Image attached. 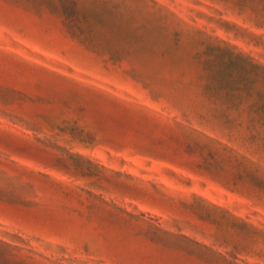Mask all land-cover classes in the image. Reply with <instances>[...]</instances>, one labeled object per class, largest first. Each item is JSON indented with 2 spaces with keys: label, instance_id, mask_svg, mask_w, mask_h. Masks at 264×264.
Segmentation results:
<instances>
[{
  "label": "rangeland",
  "instance_id": "374dc122",
  "mask_svg": "<svg viewBox=\"0 0 264 264\" xmlns=\"http://www.w3.org/2000/svg\"><path fill=\"white\" fill-rule=\"evenodd\" d=\"M0 264H264V0H0Z\"/></svg>",
  "mask_w": 264,
  "mask_h": 264
}]
</instances>
